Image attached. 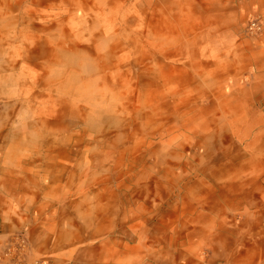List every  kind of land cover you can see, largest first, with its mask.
<instances>
[{"label": "rangeland", "instance_id": "1", "mask_svg": "<svg viewBox=\"0 0 264 264\" xmlns=\"http://www.w3.org/2000/svg\"><path fill=\"white\" fill-rule=\"evenodd\" d=\"M55 259L264 264V0H0V264Z\"/></svg>", "mask_w": 264, "mask_h": 264}, {"label": "built area", "instance_id": "2", "mask_svg": "<svg viewBox=\"0 0 264 264\" xmlns=\"http://www.w3.org/2000/svg\"><path fill=\"white\" fill-rule=\"evenodd\" d=\"M250 28L251 29H257V28H259V23L258 22H252Z\"/></svg>", "mask_w": 264, "mask_h": 264}, {"label": "crops", "instance_id": "3", "mask_svg": "<svg viewBox=\"0 0 264 264\" xmlns=\"http://www.w3.org/2000/svg\"><path fill=\"white\" fill-rule=\"evenodd\" d=\"M57 262L56 264H67L66 261H64L63 259H55Z\"/></svg>", "mask_w": 264, "mask_h": 264}]
</instances>
